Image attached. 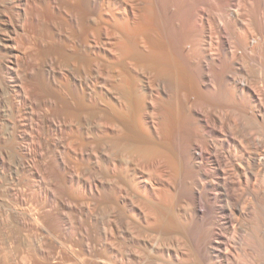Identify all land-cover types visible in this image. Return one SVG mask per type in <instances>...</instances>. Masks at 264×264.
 Masks as SVG:
<instances>
[{
	"label": "bare ground",
	"instance_id": "6f19581e",
	"mask_svg": "<svg viewBox=\"0 0 264 264\" xmlns=\"http://www.w3.org/2000/svg\"><path fill=\"white\" fill-rule=\"evenodd\" d=\"M0 264H264V0H0Z\"/></svg>",
	"mask_w": 264,
	"mask_h": 264
}]
</instances>
